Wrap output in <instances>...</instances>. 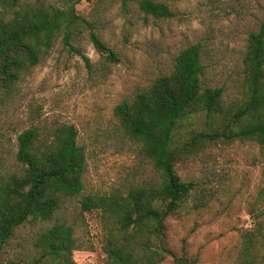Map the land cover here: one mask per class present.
Here are the masks:
<instances>
[{
	"label": "rangeland",
	"instance_id": "obj_1",
	"mask_svg": "<svg viewBox=\"0 0 264 264\" xmlns=\"http://www.w3.org/2000/svg\"><path fill=\"white\" fill-rule=\"evenodd\" d=\"M174 12L156 18L140 10L137 0H81L78 15L89 20L101 39L117 53L110 63L90 40L89 29L72 34V43L89 57L69 51L61 36L37 65L26 70L6 94L0 93V157L4 171H17V136L39 126L75 125L87 166L84 194L125 192L158 179L141 143L128 136L114 116V107L169 73L177 53L200 41L206 64L203 84L225 87L226 103L241 93L243 57L251 32L264 26V0H156ZM66 7L65 0H22L26 4ZM194 121V120H193ZM207 128L203 117L191 125ZM179 176L196 190L165 220L162 245L194 264H241L244 235L264 211V146L250 140L210 143L176 165ZM80 197L68 199L57 213L72 224L80 247L77 264H104L105 230L101 211L80 209ZM54 222H29L0 254V262L25 250L35 236ZM264 247H260V254ZM159 264H177L168 254Z\"/></svg>",
	"mask_w": 264,
	"mask_h": 264
},
{
	"label": "trees",
	"instance_id": "obj_2",
	"mask_svg": "<svg viewBox=\"0 0 264 264\" xmlns=\"http://www.w3.org/2000/svg\"><path fill=\"white\" fill-rule=\"evenodd\" d=\"M81 0H65L66 7L0 0V93L6 94L26 70L61 36L69 51L88 56L72 43L76 29L87 27L97 51L110 63L118 53L108 46L93 24L76 12ZM91 1V0H88ZM124 5L128 0H123ZM141 11L156 18H171V8L156 0H137ZM200 41L181 49L173 68L155 78L131 99L114 107L124 132L141 143L158 179L129 187L125 192L84 194L87 155L75 125L63 122L50 130L29 127L17 136V171H4L0 157V254L16 232L29 222H54L40 231L19 253L0 264H77L80 247L75 228L57 213L68 199L80 197L82 211H101L105 230L104 264H159L168 254L177 264H194L160 242L165 220L196 190L176 170L210 143L250 140L264 146V26L251 32L243 57L241 93L226 103L224 86L203 84L206 64ZM199 117L207 128L192 127ZM194 120V121H193ZM264 202V189L261 192ZM254 229L244 235L241 264H264V211Z\"/></svg>",
	"mask_w": 264,
	"mask_h": 264
}]
</instances>
